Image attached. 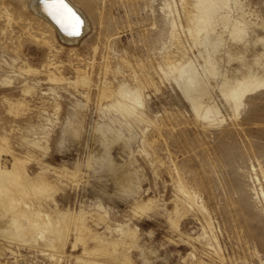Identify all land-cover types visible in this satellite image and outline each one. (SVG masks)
Instances as JSON below:
<instances>
[{
    "label": "rangeland",
    "instance_id": "rangeland-1",
    "mask_svg": "<svg viewBox=\"0 0 264 264\" xmlns=\"http://www.w3.org/2000/svg\"><path fill=\"white\" fill-rule=\"evenodd\" d=\"M29 1L0 0V157L20 158L25 178L42 172L57 186L49 197L13 190L17 217L60 229L40 243L1 242L0 263L125 264L115 240L129 264H264V0L228 1L230 17L244 11L252 22L216 52L213 73L201 58L215 33L204 17L227 12L222 0H73L89 26L71 44ZM189 59L209 85L203 101L219 112L197 114L178 85ZM78 69L88 85L75 80ZM246 76L236 100L221 90ZM135 94L137 115L102 114ZM113 115L120 130L106 125ZM80 212L85 241L76 238Z\"/></svg>",
    "mask_w": 264,
    "mask_h": 264
},
{
    "label": "bare ground",
    "instance_id": "bare-ground-1",
    "mask_svg": "<svg viewBox=\"0 0 264 264\" xmlns=\"http://www.w3.org/2000/svg\"><path fill=\"white\" fill-rule=\"evenodd\" d=\"M222 1L224 2L223 4L224 6L226 5L228 6L227 12H216L214 15L212 13L207 12L206 17H204L206 22V28L204 29H207L206 31H208V33L215 32L214 34L206 36V39H204V42L201 44L203 50L201 58L203 59L204 62H206L209 65L207 71L211 73L214 72L213 70L214 59L216 56V52L220 49V47L224 46L225 43H227L228 40L230 39H238L241 37L242 35L241 32L244 26H242L240 23L252 22L251 19L246 17L247 13L244 11L241 12L240 16L230 17V14L228 12L230 10V7L227 4L229 0H222ZM45 2L46 0H30L28 2V5L33 8L34 10L33 12H36L39 16H41L47 22V24L50 25L57 32V34L60 35L59 37H61L63 41L69 44L78 41L80 36L84 34V32L87 30L89 26L88 18L85 12L82 10V8L78 4L73 2V0H64V3L67 4L68 8H70L81 20L80 35L71 36L61 25V23H59L57 19L53 17L50 14V12L46 9ZM48 2H52V0H48ZM64 15L66 16L67 14L65 13ZM193 18H194L193 14H191V12L188 11V15L186 18L187 25L189 28L188 32H190V35L193 37V41H194L193 45L197 46L198 44L201 43V39L199 37V32H197L198 28L194 27ZM68 22L70 21L66 19L65 23ZM218 27H220L221 29L218 30ZM226 28H228L229 31L228 34L225 33L224 31L226 30ZM174 37L177 39L179 36H176L175 33ZM48 43L49 42H47V44ZM95 48L97 47L95 46L94 49ZM53 61L49 60L48 62H46V64L42 63L43 66L44 65L47 66V70H48L47 74L50 81L59 78V75H57L54 72V69L52 70L50 67V66L56 67V65L53 64L55 63ZM38 70H39L38 67H32V66H28V68H26L27 73L28 72L35 73ZM198 70L199 69L197 67L196 61L193 59L191 60L189 59V62L183 64L177 70L178 74L176 76V80L178 82V85H180L183 91L185 92V94L192 99L193 107H194L193 110H195L197 114L203 115L213 111L219 112V109H217V106L213 103V101L209 103L203 101L202 98H204V95L205 96L210 95V88L208 84H205V78L201 75V73ZM76 76L77 79L75 80L81 84H84L85 86L88 85L91 81L90 75H88V73L85 70L78 69ZM249 81H251V78L248 76H246L243 81L226 80L225 82H223V86L221 87V90L224 93H228L229 96H231L234 100H236L238 98L237 95H239V93L242 90L250 86ZM27 90H29V86H27L26 90L24 91ZM104 94L105 92L102 93V95ZM141 96L142 94H135L134 95L135 99H133L132 101L126 100L127 99L126 96H123V98H121L116 104H111L105 107L102 106L101 108L102 114L119 111L120 115L124 117V121H125L127 116H133L135 114L136 115L138 114L136 105L142 104L143 100L141 99ZM124 121L122 118H120L119 115H113L111 117V121L107 122L106 125L108 127H115L117 130H120L121 129L120 125H122L123 124L122 122ZM97 129L100 131L102 130V127L97 126ZM101 132H103V134L105 133L106 137L113 136L112 132H111L112 134L109 131H105V130ZM6 149H7L6 147L0 145V156H2L1 155L2 151ZM56 189L57 186L54 183H52V181H50L42 172H38L33 176H28L25 178V172L23 169V160H21L20 158L15 157L11 162V165H5L3 164L0 157V243L7 241V244L8 243L11 244L10 242H13V237L24 241L40 243V239H42L46 234L49 237L51 238L53 237V239H56L57 236L54 234L60 229L59 225L57 226L54 224L51 225V221H49V218H47V220H44V222H42L41 224H37L36 221L29 216H25L24 221H21L16 215V213L19 212L18 209L19 207L13 201V196H12L13 190H16L24 195L27 194L30 190L33 191L35 190L37 193H39V195L49 197L50 195H52V193L56 191ZM100 206L103 207L102 205ZM83 217H84L83 213L81 212L78 213V217L76 219L78 221L75 224L76 231H78L76 238L81 241L86 240L82 232L86 227V225L82 220ZM70 218L71 217L67 213L62 218L66 226L65 227L66 232H64L65 238L67 236ZM39 227L40 228L42 227L40 233H35L34 231ZM113 243H114L113 254H115L116 258L122 255L123 257L122 263L125 262V264H129L128 257H126V254L120 253L119 251L116 250L118 242L114 240ZM56 246L57 243L53 245V247ZM87 249L88 248H86V251L89 253V250ZM93 250H97V248H94ZM97 262H98L97 260H90L88 263L95 264ZM4 264L6 263L4 262Z\"/></svg>",
    "mask_w": 264,
    "mask_h": 264
},
{
    "label": "snow or ice",
    "instance_id": "snow-or-ice-1",
    "mask_svg": "<svg viewBox=\"0 0 264 264\" xmlns=\"http://www.w3.org/2000/svg\"><path fill=\"white\" fill-rule=\"evenodd\" d=\"M46 9L50 14L57 19L59 23L65 28L71 36H79L81 31L80 18L70 9L64 0H52V2H45ZM67 14L66 16L64 14ZM68 19L70 22L65 23Z\"/></svg>",
    "mask_w": 264,
    "mask_h": 264
}]
</instances>
